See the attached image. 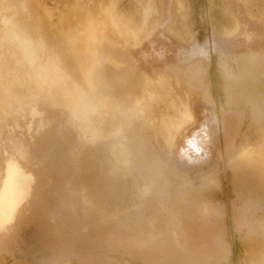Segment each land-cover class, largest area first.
I'll return each instance as SVG.
<instances>
[{"label":"rangeland","instance_id":"374dc122","mask_svg":"<svg viewBox=\"0 0 264 264\" xmlns=\"http://www.w3.org/2000/svg\"><path fill=\"white\" fill-rule=\"evenodd\" d=\"M89 1L0 0V54L8 64L0 74L10 89L0 98V179L12 158L35 177L18 215L36 208L68 226L84 220L82 231L96 224L117 233L119 244L151 245L137 248L149 250V264H221L228 250L225 264H252L249 254L264 253V189L256 177L258 170L264 178V0H120L116 10L108 8L112 0H95L110 26L96 57L92 20L78 6ZM230 29L238 32L232 38L224 36ZM120 46L130 65L122 84L145 83V99L120 85L104 59ZM198 61L207 68L211 102L189 82ZM49 91L53 97H44ZM109 94L122 107L147 106L156 125L121 124L102 107ZM76 98L99 113L107 139L92 143L70 121L65 108ZM33 106L41 117L28 113ZM123 138L132 143L123 148ZM245 151L251 159L238 157ZM254 229L262 239L249 243L256 248L245 244Z\"/></svg>","mask_w":264,"mask_h":264},{"label":"crops","instance_id":"0c3cea01","mask_svg":"<svg viewBox=\"0 0 264 264\" xmlns=\"http://www.w3.org/2000/svg\"><path fill=\"white\" fill-rule=\"evenodd\" d=\"M91 1L101 4V1L89 2ZM119 1H110L108 8L116 10ZM45 214L44 219V213L39 217L38 209L30 208L18 215L13 229L0 237V264H149L144 258L149 250L141 251L137 248H151V245L135 248L134 244L124 240L119 244L118 234L101 226L87 223L93 224L94 229L82 231L80 224L84 220H74L72 226H68L61 218L53 221L49 211ZM250 232L251 234L245 235V244L256 248L249 243L255 245L262 239L256 238V229ZM29 233L34 235L32 240L26 238ZM18 248L22 250L21 256L13 259L11 254ZM230 255L228 250L226 258L221 259V264L229 263ZM249 255L254 259L251 260L252 264H264V253L261 250L255 249ZM156 264H162V260Z\"/></svg>","mask_w":264,"mask_h":264},{"label":"flooded vegetation","instance_id":"af4514ba","mask_svg":"<svg viewBox=\"0 0 264 264\" xmlns=\"http://www.w3.org/2000/svg\"><path fill=\"white\" fill-rule=\"evenodd\" d=\"M238 27H239V30H238V32H239L240 31V22L239 21H238ZM230 32H232L231 29L225 31L226 34H233V35H230V36L224 35V36L232 38L238 33V32H236V33L234 32L235 33L234 34V33H230ZM243 34H244L246 40L252 39L253 33L249 32V31H245V32H243ZM139 47H136L133 49L135 55H136V52L139 53V51L137 50V48H139ZM127 49L128 48H122L121 49V47H119L113 51L112 59L115 60L120 65V66L119 65L115 66V70L117 71L116 72L117 82L120 85H122L129 92H134V93H141L142 92L143 93V90L146 86L145 83H144V85L140 84L137 89H133L130 86H125L122 84L123 81L121 79L122 77H120V73L124 70V68H126L127 66H130L129 61L125 58V56L123 54ZM136 57H137V55H136ZM144 59H145V61H147V59H148L147 56L144 55ZM136 65L138 66V68L140 69L141 72H143L144 74H148L145 71V69L142 66L139 59H138ZM195 65L196 66L193 67V69L191 68V73L189 75V82L195 84L196 87L197 86L201 87L203 89L204 98L208 102H211L212 101L211 100V93L208 89L207 68L202 61L196 62ZM124 81H126L125 78H124ZM139 87L141 88V90H139L140 89ZM205 89H208V91H205ZM24 108L25 107H23L21 109H24ZM28 113H30L32 115V117H34V118L38 115L41 117V111L34 106L29 110ZM68 115H69L70 121H73L75 123V121L73 120L71 115L69 113H68ZM14 119L17 121V119H18L17 116H16V118L14 117ZM139 121H141V120H136L137 123ZM29 129L31 130V126L29 127ZM121 140H122V143H124V145L126 143H129V144L132 143V140H128L127 138L126 139L123 138ZM117 142L119 143V140H117L115 143H117ZM232 142H233V139H230L228 142V147L232 146V145H230ZM188 143L190 146H193V147L195 146L194 142L190 139L188 140ZM20 151H21L20 156L23 157L24 152H23V150H20ZM184 153L187 154V151H184ZM206 153L208 154L207 150H206ZM240 158H243V157H240ZM246 160H249V159H246ZM235 175H236V178L239 180L245 179V176L243 175V173L241 171L235 172ZM256 177H257V185L259 187L261 186V188L264 189V178L258 170H256ZM6 182H7V184H6ZM19 182H20V185H19ZM34 182H35L34 175L30 171H27L25 169V167L21 163L20 159L12 158V159L7 160L4 172H3L2 177L0 179V221H2V222H0V234H4V233L8 232L10 230V228H12L14 226V224L16 223L19 212L24 207V205L27 202H29L30 198L32 197V193H33V189H34ZM187 182L189 183V181H187ZM145 184L150 189L149 185L146 182H145ZM248 187L249 186H246L247 189H249ZM245 189L243 191L248 195L251 190L250 191L246 190V191H249V193H247L245 191ZM142 194H144V193H142ZM245 200L248 201L250 199H249V197H247ZM205 212L209 213V209L206 210ZM176 233L179 235V233L177 231H176ZM172 236H173V233H172ZM173 239L177 244V240L174 236H173ZM180 244H181V238H180V243L177 245L179 246Z\"/></svg>","mask_w":264,"mask_h":264},{"label":"bare ground","instance_id":"6f19581e","mask_svg":"<svg viewBox=\"0 0 264 264\" xmlns=\"http://www.w3.org/2000/svg\"><path fill=\"white\" fill-rule=\"evenodd\" d=\"M78 6L82 10H85V12H87L89 14V16L92 20L91 29H90L91 30L90 36H92V38L96 42V49H95L94 54H92V55H93V57H96L99 45L103 44L105 40L109 39V37H108V31L110 30L109 22L108 21L102 22L100 20V18L98 16H102L104 9L101 10V8L99 6L96 7L95 3L89 2L87 4V3L79 2ZM78 6H77V9H78ZM4 54H3V52H1V54H0V70H5V68H7V66H8V64L2 60L3 57L1 55H4ZM110 57H105L104 59L107 62H109L110 64H114L115 66L119 65L115 60H113ZM4 58L6 59V56H4ZM2 67H4V68H2ZM6 81H7L6 78L4 76H2V74H0V98L1 99H2V97L5 99L6 96H8L10 94V89H9V86H8ZM46 90H47V88H46ZM139 90H141V88ZM142 94H143L144 99H145L147 97V87H146V89L143 90ZM44 97L52 98L53 96H52V93L49 91V92L44 94ZM127 97H129V96L127 95ZM108 98L109 99L106 101V103L101 102L103 104L102 107L104 108L105 112H109V110L110 111L114 110V112H116L118 114L119 121L121 124H123L122 121L124 119H126V122H127L126 126L131 127V125L134 124L136 120H141V119L144 120L145 119L146 123L147 124L149 123L150 126L156 125L155 124L156 121H155V123H152V118L150 117L147 106L135 107V108L129 109L130 107L129 108L128 107H122V105L120 104V102L116 96L109 94ZM4 99H2V100L4 101ZM5 101H6V99H5ZM51 102H52V100H51ZM2 103H5V102H2ZM15 108H17V107H15ZM21 108H23V107L21 106ZM65 109L71 115V117L75 121V124L80 128V131H81V134L83 137L91 140L92 143H97V141L100 138L107 139L109 134H107L103 129L104 126H103V122L100 121L101 119H100V116L98 115L99 113H97L96 110H92L91 106L88 103L84 102L81 99L76 98L75 103L71 104L70 106L66 107ZM11 112H15L16 115H18L19 108L14 109ZM143 120H142V122H143ZM154 120H156V118H154ZM144 125H146V124H144ZM118 132H119V125H118L117 133ZM117 133H115L114 135H117ZM121 146L123 148H125V145L122 142H121ZM114 149L115 150L113 151L114 152L113 155H115L118 160H122L123 151H120V149H122V148L119 149L118 147H116V148L114 147ZM251 156H252L251 151H245V153H243L239 157H243L244 159H251ZM255 157H256V155H255ZM113 173H115V170L113 171ZM6 184H7V182H6ZM19 185H20V182H19ZM144 189L145 188H143V190ZM145 192H146V190H145ZM0 222H2V221H0Z\"/></svg>","mask_w":264,"mask_h":264}]
</instances>
